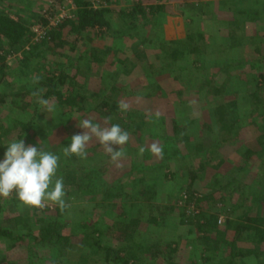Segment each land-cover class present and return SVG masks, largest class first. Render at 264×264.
<instances>
[{
  "label": "rangeland",
  "instance_id": "rangeland-1",
  "mask_svg": "<svg viewBox=\"0 0 264 264\" xmlns=\"http://www.w3.org/2000/svg\"><path fill=\"white\" fill-rule=\"evenodd\" d=\"M77 1L0 0V11L29 25L17 50L0 37V161L20 123L31 122L22 140L60 157L66 205L37 209L0 198V229L10 217L21 224L15 240L0 238V264H51L63 252L70 262L108 264L103 254L92 262L78 224H107L102 244L117 247V222L125 216L136 222L129 224L133 239L149 241L144 264H225L235 227L257 223L244 216L264 217V37L200 0H143L142 14H132L133 0H80L111 9L110 26L81 31L76 41L69 33L63 45L58 35L70 23L60 25L77 20ZM245 10L239 20L252 17ZM237 23L239 34L228 31ZM61 67L67 78L58 89L68 101L52 97L55 112L41 105L34 112L46 91L41 81ZM73 117L119 124L129 133L123 157L113 161L95 141L86 159L65 157L62 147L84 131ZM177 130L186 140L178 141ZM153 142L162 145L163 158L147 150ZM39 218L56 221L51 225L67 238L66 249L52 243ZM236 246L255 250L239 264H264V242L244 233Z\"/></svg>",
  "mask_w": 264,
  "mask_h": 264
},
{
  "label": "trees",
  "instance_id": "trees-1",
  "mask_svg": "<svg viewBox=\"0 0 264 264\" xmlns=\"http://www.w3.org/2000/svg\"><path fill=\"white\" fill-rule=\"evenodd\" d=\"M133 1L134 3L131 9L132 14L134 13L142 14L144 11L140 5L143 2V0H133ZM76 4L79 7L78 12H77V20H75V22L69 21L66 23H62L60 25L61 27H66L70 23L69 30H67L66 32L67 34L61 36V33L59 35H58L59 32L56 33V35H58V39L60 40L59 42L63 45L69 43V40H70L69 36L72 33L74 34V41H76L81 31H84L88 28H109L110 26V22L107 19V15L112 11L111 9L92 7L89 1L78 0ZM28 34H29V25L25 22V20L21 18L16 20L10 17L9 15H7L5 12L0 11V37L7 39L9 46L12 47L13 50H17V48H19L24 41L28 40V36H27ZM54 37L55 35L51 36L49 40L53 41ZM73 47L74 46H71L69 48L70 53L73 52ZM66 56H69L68 52L66 53ZM57 65L59 64H56V67ZM2 67L3 66H0L1 76L3 75ZM61 68L58 69V71L50 73L44 78L43 81H41V86L44 87L46 90L40 94L41 98L49 100L50 98L55 97L61 103H64V102L66 103L68 101V97L65 99H62L63 94L58 89L60 85L62 86L63 84H65V80H66L65 78H67V75L63 71V68L62 69ZM104 104L108 106L107 103H104ZM39 107H40V104H38L36 108H34L35 109L34 112H36ZM30 123L31 122H28V121L20 123L21 127L16 133V136L11 141L22 139L25 136L24 134L26 133L27 129L30 127ZM176 132L177 134L180 135V137L178 138L179 142H181V137H182V140L185 139L183 138V135L179 133V130H177ZM259 138L262 139V144H264V133ZM5 151H6V148L4 149V153ZM65 173H66L65 179L67 180V184H68L69 182L73 181V177H71L73 176V174H71V171L69 170L65 171ZM261 192L264 193L263 190ZM14 209L11 208L10 210L13 212L15 211ZM125 217L121 221L117 222L120 224L116 223L119 226L118 228L120 231V235L116 237L119 239L117 240L118 241L117 247H112L111 245H107L106 243L102 244L103 237L105 236L104 227L106 228L107 224H104V226L102 225L103 229H101L100 227H96L94 223L89 226L86 225V223L78 224L83 229L82 245L83 247L88 249L89 251L88 254L90 255V257L92 256L91 260L93 263L96 262V256H99L101 254H103V256L106 259L105 261H107L108 264H144L145 263V260L143 259L142 254L145 253V250L149 251L150 247L146 245L149 243V241L146 240L143 243H141V245L140 243H137V241L133 239L134 231L132 230L129 231V224L136 223V222L132 218H128V217L125 218ZM244 218L247 219V221H254L257 223H251V224L240 223L238 226L235 227L234 234H233L234 236L228 242L230 246V253H229V256L227 257L225 264H239L240 263L239 261L241 260L242 257H244V255L253 253L255 251L252 249L243 250L240 247L236 246L237 239L240 236H242L244 233L250 237L254 236L257 245L264 242V227H263L264 217L244 216ZM12 220L13 219L10 217L7 220V223H5L6 227H2L0 229V238L6 239L9 241L15 238V232L21 224L15 223V222L12 223ZM47 220H43L39 218V221L46 223L45 226L41 227L42 231L45 232L49 237L52 236V239L54 238V242L52 241V243H57L59 241L62 248L66 249L67 248L65 245L66 243L64 244V242L67 241V238L60 235L59 233H56L55 231L56 229H54L51 225L52 223H55L56 221L55 222L52 221L51 223V221H47ZM150 220L154 221L155 223H157L158 221L155 216H152ZM213 224L215 225L216 223H212V225ZM65 249H62V250H65ZM123 252L125 256L127 255V257H124ZM63 255H65V257L63 256L62 259L60 258V261L58 262L52 261L51 264H82V262H84L83 257L76 260L77 262H74V261L70 262L69 256H68L69 254L66 255L63 252ZM130 260H131V263H130Z\"/></svg>",
  "mask_w": 264,
  "mask_h": 264
},
{
  "label": "clouds",
  "instance_id": "clouds-1",
  "mask_svg": "<svg viewBox=\"0 0 264 264\" xmlns=\"http://www.w3.org/2000/svg\"><path fill=\"white\" fill-rule=\"evenodd\" d=\"M39 79L34 77L33 83L38 82ZM42 91V89L38 90L33 95L38 96ZM38 103L44 113L50 114L56 111L55 102L40 98ZM128 108V103L123 100L119 102L121 112H126ZM94 119L88 117L77 120V126L84 131L82 134L73 135L69 146L62 147L63 155L69 158L75 156L86 159L87 147L95 141L103 147L113 161L119 160L124 155L122 146L129 141V133L119 124L109 125L110 117L99 123L96 119L94 122ZM113 146H119V150H114ZM145 150V147L141 146L138 154L142 156ZM147 150L157 158H163L162 145L153 142ZM59 159L57 154L50 151H43L37 146H26L22 139L9 142L4 159L0 161V198H15L30 208L43 209L48 202L64 208L66 205L63 177H57Z\"/></svg>",
  "mask_w": 264,
  "mask_h": 264
},
{
  "label": "crops",
  "instance_id": "crops-1",
  "mask_svg": "<svg viewBox=\"0 0 264 264\" xmlns=\"http://www.w3.org/2000/svg\"><path fill=\"white\" fill-rule=\"evenodd\" d=\"M264 3V0H200V2L198 4H200V6H204L205 5H212L213 7H216L218 5H220V9L224 11V17H229L232 16L229 20L231 23H233V21H237L238 23H240V25H242L243 27L245 26V24H250L253 26V28L255 29L254 34H256V36L260 35L264 37V17L262 16L261 13V9L262 7L258 6V4L262 5ZM197 4V3H196ZM199 6V5H198ZM264 6V5H263ZM201 7V8H202ZM200 7H198L196 10H202ZM245 9H247V15H252L251 18L248 19H240L238 17H236V15H241L245 14L244 11H246ZM237 11V14H232V12ZM235 15V18H234ZM264 16V13H263ZM228 21V23H229ZM237 24H234L233 28H231V26H227L228 27V31L232 30L233 32H237V34H239V28H237L238 26ZM235 27V28H234ZM230 34V32H229ZM228 34V35H229ZM237 34H233V35H237ZM233 35H229V36H233Z\"/></svg>",
  "mask_w": 264,
  "mask_h": 264
}]
</instances>
